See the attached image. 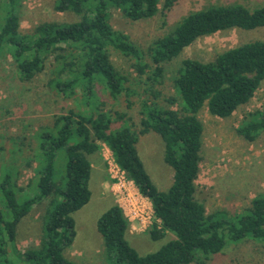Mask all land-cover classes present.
<instances>
[{
    "label": "trees",
    "instance_id": "obj_1",
    "mask_svg": "<svg viewBox=\"0 0 264 264\" xmlns=\"http://www.w3.org/2000/svg\"><path fill=\"white\" fill-rule=\"evenodd\" d=\"M160 1L57 0L55 10L71 12L77 20L43 22L29 34L20 31L19 0L3 2L7 10L0 12V55L9 51L17 62L19 77L26 82L50 67L49 87L66 99L81 91L89 109L55 115L51 126L37 131L35 158L40 166L35 170V180L40 194L27 195L11 172L0 179V264L12 263L6 256L7 243L15 241L20 221L48 197L41 243L20 254V259L24 264H77L65 257L64 250L76 236L73 214L91 199L89 156L99 152L101 143L109 148L140 195L150 201L155 217L152 239H163L168 233L174 236L157 251L140 255L126 238L129 220L122 207L114 204L100 216L97 229L108 259L115 264H205L212 256L223 254L227 241L249 239L264 245V193L253 198L233 221L223 212L207 215L205 205L196 198L195 184L204 133L199 112L207 105L213 116L228 118L254 97L264 82V40L230 48L208 62L184 59L174 80L181 109L164 108L153 101L160 93H153V99L144 98L138 133L130 126L115 127L126 114L105 111V103L98 96V86L114 100L131 91L127 85L130 79L112 62L113 49L136 59L134 67L147 76L148 85L163 77V65L197 39L234 28L264 27V6L250 9L232 3L189 13L146 51L135 48L128 35L113 28L112 10L139 21L157 15ZM177 1L165 0L163 10H171ZM146 56L150 62H142ZM170 103L174 105L176 100ZM236 131L247 141H254L264 132V108L246 115ZM148 132L163 139L164 161L173 171L166 191L152 182L137 148L139 135ZM60 150L66 153L67 163L64 176L58 180L56 159ZM16 255L18 262L19 252Z\"/></svg>",
    "mask_w": 264,
    "mask_h": 264
},
{
    "label": "rangeland",
    "instance_id": "obj_2",
    "mask_svg": "<svg viewBox=\"0 0 264 264\" xmlns=\"http://www.w3.org/2000/svg\"><path fill=\"white\" fill-rule=\"evenodd\" d=\"M0 0V12L7 10ZM165 0L159 4V12L152 18L132 21L120 11L112 10L111 24L115 30L128 35L135 48L146 51L153 41L169 33L183 17L210 5L239 3L254 9L264 6V0H178L171 10H163ZM57 0H19L22 34L32 33L43 22H71L77 20L71 12L55 10ZM255 40H264V27L255 30L234 28L197 39L172 61L165 63L163 77L157 82L145 83L147 76L140 75L134 67L136 59L111 50L115 66L129 79L131 91L117 100L98 86L96 91L105 103V111L125 113L123 122L115 127L130 126L139 132L141 102L153 99L164 108L181 109V100L174 80L184 59L202 62L212 61L230 48ZM142 62H150L146 56ZM17 62L6 50L0 55V179L7 172L15 175L17 185L27 195L40 194L35 170L40 166L37 155V131L51 126L55 115L69 110L88 111L84 94L79 91L73 98L59 96L49 87L50 67L32 81H23L17 73ZM149 91L145 93V91ZM176 100L174 105L170 101ZM128 103L130 104L128 107ZM264 108V82L254 97L232 116H213L207 105L199 112L204 126L202 160L196 180V198L205 205L206 214L223 212L233 221L248 207L253 198L264 193V132L254 141H247L237 133V128L249 113ZM137 148L152 182L160 191H166L173 179V171L164 161V142L160 135L148 132L139 135ZM93 163L90 177L91 199L87 205L73 214L76 236L66 247L64 255L77 264H115L108 259L104 240L97 229L100 216L112 205L119 204L129 228L126 238L140 255L157 251L174 236L168 233L160 240L150 234L155 220L150 201L141 196L134 183L116 167L108 148L101 143L98 153L90 155ZM67 156L57 153V179L65 174ZM50 197L36 205L19 223L14 242L7 243V258L11 264H24L20 254L40 245L43 237V221ZM1 207V204H0ZM16 252H19L16 262ZM205 260V264H264V245L255 240L238 243L227 241L223 254ZM15 259V260H14Z\"/></svg>",
    "mask_w": 264,
    "mask_h": 264
},
{
    "label": "built area",
    "instance_id": "obj_3",
    "mask_svg": "<svg viewBox=\"0 0 264 264\" xmlns=\"http://www.w3.org/2000/svg\"><path fill=\"white\" fill-rule=\"evenodd\" d=\"M103 145H105V144H103ZM106 146V145H105ZM107 147V146H106ZM108 148V147H107ZM108 150H109V148H108ZM110 151V150H109ZM111 152V151H110ZM111 154H112V152H111ZM112 156H113V154H112ZM113 161H114V163H115V165H116V167H118L117 166V164H116V162H115V159H114V157H113ZM119 168V167H118ZM120 169V168H119ZM121 170V169H120ZM122 171V170H121ZM123 173H125L124 171H123Z\"/></svg>",
    "mask_w": 264,
    "mask_h": 264
},
{
    "label": "crops",
    "instance_id": "obj_4",
    "mask_svg": "<svg viewBox=\"0 0 264 264\" xmlns=\"http://www.w3.org/2000/svg\"><path fill=\"white\" fill-rule=\"evenodd\" d=\"M91 161V160H90ZM91 167H92V169H93V163H92V161H91Z\"/></svg>",
    "mask_w": 264,
    "mask_h": 264
}]
</instances>
